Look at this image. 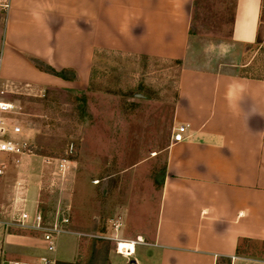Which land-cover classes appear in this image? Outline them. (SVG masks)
Returning a JSON list of instances; mask_svg holds the SVG:
<instances>
[{"label":"crops","instance_id":"crops-1","mask_svg":"<svg viewBox=\"0 0 264 264\" xmlns=\"http://www.w3.org/2000/svg\"><path fill=\"white\" fill-rule=\"evenodd\" d=\"M0 49L1 83L45 87L89 79L98 49L183 60L194 0H8ZM264 0H234L231 42L252 45L262 28ZM36 58L64 80L37 69ZM174 127L185 138L170 143L152 230L138 231L133 251L109 248L104 264H245L243 240L264 242V78L183 66L177 77ZM34 197V196H33ZM37 206L27 205L30 215ZM24 230V229H22ZM6 232L0 264H100L75 224L56 238ZM118 242V241H117ZM254 264H264L263 258Z\"/></svg>","mask_w":264,"mask_h":264},{"label":"rangeland","instance_id":"rangeland-1","mask_svg":"<svg viewBox=\"0 0 264 264\" xmlns=\"http://www.w3.org/2000/svg\"><path fill=\"white\" fill-rule=\"evenodd\" d=\"M5 4L0 0V49ZM233 7L234 0H194L187 57L181 62L98 49L89 79L76 87L1 83L3 100L18 106L17 117L32 138L18 165L0 152V221L16 219L34 197L35 210L47 218L68 210L69 224L85 232L90 251L93 242L102 248L100 264L107 242L116 250L117 241L152 230L174 129L180 69L264 78V11L257 42L233 44ZM46 157L71 160L64 178L53 174ZM25 231L40 235L0 224V243L6 232ZM240 255L245 264H254L264 256V243L245 241Z\"/></svg>","mask_w":264,"mask_h":264},{"label":"built area","instance_id":"built-area-1","mask_svg":"<svg viewBox=\"0 0 264 264\" xmlns=\"http://www.w3.org/2000/svg\"><path fill=\"white\" fill-rule=\"evenodd\" d=\"M9 6L8 0H6V9ZM4 90L0 89V152L5 153L12 157L15 164H20L22 157L27 155V145L30 142L32 136L24 128L22 122L18 119L19 113L18 106L11 102L3 100L2 96ZM185 126L174 127L172 133L171 143L179 142L185 138ZM72 151V144L69 145V152ZM46 165H53V174H56L60 178H64L70 170L71 160L67 158L53 159L44 158ZM2 169L0 168V173ZM18 188L24 189V185L18 182ZM70 220L68 217V210L57 211L54 216L45 217L44 214L35 210L32 215L25 210L21 209L18 212L17 218L11 222H1V226L16 227L24 230H36L42 234V240L44 241L45 248L48 252H54L56 248V238L59 234L68 230ZM117 251L119 249L117 248ZM125 255H130L131 251L120 252ZM42 264H55L53 258L42 257Z\"/></svg>","mask_w":264,"mask_h":264},{"label":"trees","instance_id":"trees-1","mask_svg":"<svg viewBox=\"0 0 264 264\" xmlns=\"http://www.w3.org/2000/svg\"><path fill=\"white\" fill-rule=\"evenodd\" d=\"M30 60L37 69H39L43 72L49 73L51 75H55V76L60 77L64 80H74L76 78L75 72L71 69L63 68V69L56 70L53 67H51L50 65H48V64L44 63L43 61L38 60L36 58H30ZM175 61L181 62V60H175ZM245 241H247V240H243V242H245ZM262 243H264V242H262ZM103 247H104L105 252H106L109 249L108 242L106 244H104ZM101 249L102 248H100V247L96 248L95 243L93 242V244L91 246V258L96 253H98V252L100 253Z\"/></svg>","mask_w":264,"mask_h":264},{"label":"bare ground","instance_id":"bare-ground-1","mask_svg":"<svg viewBox=\"0 0 264 264\" xmlns=\"http://www.w3.org/2000/svg\"><path fill=\"white\" fill-rule=\"evenodd\" d=\"M117 248L119 249V252H127V251H133V243L132 242H126V241H118L117 242Z\"/></svg>","mask_w":264,"mask_h":264},{"label":"water","instance_id":"water-1","mask_svg":"<svg viewBox=\"0 0 264 264\" xmlns=\"http://www.w3.org/2000/svg\"><path fill=\"white\" fill-rule=\"evenodd\" d=\"M128 264H135V261H134V260H130V261L128 262Z\"/></svg>","mask_w":264,"mask_h":264}]
</instances>
